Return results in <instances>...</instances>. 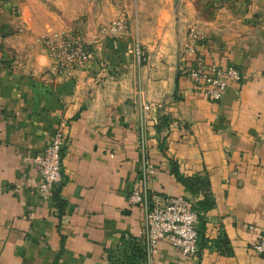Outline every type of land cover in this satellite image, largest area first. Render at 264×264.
Returning <instances> with one entry per match:
<instances>
[{
  "label": "crops",
  "instance_id": "obj_1",
  "mask_svg": "<svg viewBox=\"0 0 264 264\" xmlns=\"http://www.w3.org/2000/svg\"><path fill=\"white\" fill-rule=\"evenodd\" d=\"M171 6L140 11L130 0L91 9L79 34L95 60L56 76L28 7L5 26L0 44V264H110L127 239L141 243L143 211L127 196L141 185L138 137L155 166L153 190L203 202L171 173L205 178L210 203L201 217L196 259L159 241L154 264H264L252 245L264 230V0H236L211 16ZM120 12L130 34L108 40L100 28ZM185 14V15H184ZM13 24V25H12ZM189 28L204 40L198 53L241 81L222 99L200 96L182 68ZM144 53L137 60L135 45ZM186 56V57H185ZM60 118L63 146L60 211L37 192L33 159L51 142ZM252 227V229H249Z\"/></svg>",
  "mask_w": 264,
  "mask_h": 264
},
{
  "label": "built area",
  "instance_id": "obj_2",
  "mask_svg": "<svg viewBox=\"0 0 264 264\" xmlns=\"http://www.w3.org/2000/svg\"><path fill=\"white\" fill-rule=\"evenodd\" d=\"M10 11L13 15L18 12L14 6ZM130 32L131 21L124 12H120L118 17L100 28L101 37L115 41L126 38ZM4 35L0 28V43ZM203 40L202 34L196 28L188 29L181 50L183 55L189 54L192 58L188 64H184L182 73L200 96L210 102H218L232 84L241 81V73L232 65L220 67L215 63L207 62L198 53V47ZM41 44L56 76L70 77L76 69L86 67L95 60V48L92 44L69 33L53 32L45 35L41 38ZM135 55L138 61L144 57L137 42ZM66 128V120L60 118L51 142L33 159V164L41 176L37 192L44 199H49L62 184L61 162ZM137 145L142 163L141 185L132 187L127 196V204L129 207L139 206L143 211L141 245L145 264H154L159 241H165L185 258L196 259L199 254L200 216L196 202L185 196L168 197L156 193L152 188L155 166L149 159L148 147L143 135L138 137ZM252 249L264 259V230L259 233Z\"/></svg>",
  "mask_w": 264,
  "mask_h": 264
},
{
  "label": "rangeland",
  "instance_id": "obj_3",
  "mask_svg": "<svg viewBox=\"0 0 264 264\" xmlns=\"http://www.w3.org/2000/svg\"><path fill=\"white\" fill-rule=\"evenodd\" d=\"M235 2L236 0H130L132 7L146 14L149 10H161L171 6L174 15H177L183 7L186 8L187 15L197 12L202 13L203 16H211L214 10ZM99 4H110V0H0V28L5 34L1 43L7 36L4 27L11 25L9 20L19 15L18 12L15 15L12 14L10 8L13 6L17 11L21 7H28L26 12L30 11L40 27L45 25L46 32L64 30L68 33L79 34L82 20L87 17L91 9Z\"/></svg>",
  "mask_w": 264,
  "mask_h": 264
},
{
  "label": "trees",
  "instance_id": "obj_4",
  "mask_svg": "<svg viewBox=\"0 0 264 264\" xmlns=\"http://www.w3.org/2000/svg\"><path fill=\"white\" fill-rule=\"evenodd\" d=\"M173 168L171 170V173L176 177L177 181L181 183L190 193L194 194L198 190H202L205 193V198L203 202H196V209L200 213L199 216V227H198V233H199V246H200V225H201V217L203 215V212L210 207V203L207 200V194H208V182L205 178H193V179H187L180 176L178 169L175 167L174 164ZM62 185V184H61ZM60 187H58L52 195V198L54 200V203L56 207L62 211L63 207V201H61L58 198ZM108 261L110 264H145V255L144 250L140 242L134 240V239H127L122 244V247L120 250L116 251L115 253L108 255Z\"/></svg>",
  "mask_w": 264,
  "mask_h": 264
}]
</instances>
